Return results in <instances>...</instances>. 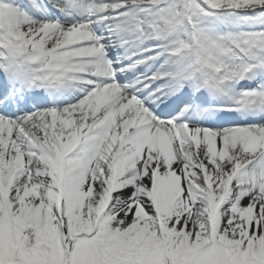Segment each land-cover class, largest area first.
Wrapping results in <instances>:
<instances>
[{
	"label": "snow or ice",
	"instance_id": "1",
	"mask_svg": "<svg viewBox=\"0 0 264 264\" xmlns=\"http://www.w3.org/2000/svg\"><path fill=\"white\" fill-rule=\"evenodd\" d=\"M0 264H264V0H0Z\"/></svg>",
	"mask_w": 264,
	"mask_h": 264
}]
</instances>
